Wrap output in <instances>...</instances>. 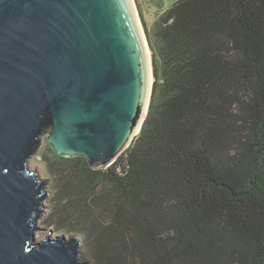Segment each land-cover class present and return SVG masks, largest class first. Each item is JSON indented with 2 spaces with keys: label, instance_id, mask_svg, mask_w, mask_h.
<instances>
[{
  "label": "trees",
  "instance_id": "16d2710c",
  "mask_svg": "<svg viewBox=\"0 0 264 264\" xmlns=\"http://www.w3.org/2000/svg\"><path fill=\"white\" fill-rule=\"evenodd\" d=\"M141 20L142 128L106 169L46 143L43 225L79 235L90 264H264V0H177Z\"/></svg>",
  "mask_w": 264,
  "mask_h": 264
},
{
  "label": "water",
  "instance_id": "95a60500",
  "mask_svg": "<svg viewBox=\"0 0 264 264\" xmlns=\"http://www.w3.org/2000/svg\"><path fill=\"white\" fill-rule=\"evenodd\" d=\"M152 84L133 0H0V264H86L79 235L35 240L49 182L28 162L45 137L106 169L139 134Z\"/></svg>",
  "mask_w": 264,
  "mask_h": 264
},
{
  "label": "rangeland",
  "instance_id": "374dc122",
  "mask_svg": "<svg viewBox=\"0 0 264 264\" xmlns=\"http://www.w3.org/2000/svg\"><path fill=\"white\" fill-rule=\"evenodd\" d=\"M176 1L177 0H133V4L135 6V11L137 12L139 19L140 20L144 19L145 22L147 23V26L151 27L152 24L157 19L158 15L162 11H164V9L172 6ZM42 141L43 143L40 147V150L43 149L46 144L45 137L42 138ZM28 166L31 170L36 171L40 175L41 178L48 179V182H49L46 188V190L49 192V196L47 198V201L45 202L44 212L38 220V227H40V229L35 232V240L39 242L47 235H49L51 238H54L57 236L58 237L60 236L69 237L71 234H68L66 232L55 231L54 228L44 226L42 223L43 219L47 216L48 211L51 206L50 199L52 198V189H51L52 180L50 178V175L47 173L45 169V165L42 162L41 155L36 153L28 162ZM82 258L86 264H90L87 256H85L84 258V255H82Z\"/></svg>",
  "mask_w": 264,
  "mask_h": 264
},
{
  "label": "bare ground",
  "instance_id": "6f19581e",
  "mask_svg": "<svg viewBox=\"0 0 264 264\" xmlns=\"http://www.w3.org/2000/svg\"><path fill=\"white\" fill-rule=\"evenodd\" d=\"M148 53H149V50H148Z\"/></svg>",
  "mask_w": 264,
  "mask_h": 264
}]
</instances>
